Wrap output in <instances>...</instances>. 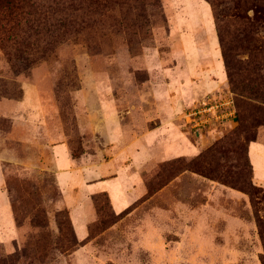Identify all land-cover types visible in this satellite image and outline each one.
I'll return each mask as SVG.
<instances>
[{
  "label": "rangeland",
  "instance_id": "1",
  "mask_svg": "<svg viewBox=\"0 0 264 264\" xmlns=\"http://www.w3.org/2000/svg\"><path fill=\"white\" fill-rule=\"evenodd\" d=\"M219 26L256 94L203 93ZM259 76L264 0H0V264H264Z\"/></svg>",
  "mask_w": 264,
  "mask_h": 264
},
{
  "label": "crops",
  "instance_id": "2",
  "mask_svg": "<svg viewBox=\"0 0 264 264\" xmlns=\"http://www.w3.org/2000/svg\"><path fill=\"white\" fill-rule=\"evenodd\" d=\"M216 31V28H215ZM217 34V31H216ZM218 37V34H217ZM204 44L203 45V49L200 48V54L206 56L207 58H209V63L206 64H200V62H202V60H200L199 55L194 56V58H198V61H195L194 59L189 58L188 61V65L190 68L193 67H203L205 66V68H207V77L210 78L208 80V82L206 84H204V89L202 90L204 94H210L212 92H219L222 88H224V86L228 83V78H227V73H226V69H225V63L223 61L222 58V52H221V47H220V42H219V37H218V45H216L215 39H213V37H208L206 40H204V42H202ZM193 70V69H192ZM203 82V81H202ZM201 82V83H202ZM192 83H194L196 86H194ZM198 81H194L191 78V82H190V90H193L192 92L189 93L190 97H196V95H200L199 90L197 91V89H199L200 84ZM197 87V89H196ZM193 88V89H192ZM197 93V94H196ZM203 94V95H204ZM192 97V98H193ZM186 146V144H185ZM187 147V146H186ZM60 152H63L62 150ZM249 153H250V157H251V161L253 164V168H254V173L257 177V179H259L260 181H264V145L260 144V143H252L250 145V149H249ZM255 154V159H253ZM113 181H99L96 183H92L90 185H86V193L89 195H92L94 193H99L101 191L107 192L109 193V195L113 198L114 200V205H115V209L118 213H120L121 211H123L126 207V205L128 204V200L125 197V191L124 188H121L119 185H113L111 184ZM81 222H85L86 220H84V218L80 219ZM85 234H83V236H81L79 234V239L82 241L85 238Z\"/></svg>",
  "mask_w": 264,
  "mask_h": 264
},
{
  "label": "built area",
  "instance_id": "3",
  "mask_svg": "<svg viewBox=\"0 0 264 264\" xmlns=\"http://www.w3.org/2000/svg\"><path fill=\"white\" fill-rule=\"evenodd\" d=\"M233 103H234V99L232 96H229L228 98H225L224 100H219V101H217V103H213V102L212 103L211 102L205 103L204 102L205 107L204 108H198L197 107L198 110L196 111V114H194V115H198V114L202 115V117H203L201 120L202 125L209 123V121H211V120L218 121V120H221V119L226 118L228 116L233 117L235 111H233V110H230L228 112L222 111L223 108L228 110L229 107H231L233 105ZM221 108H222V110H220ZM208 115H210V116L208 117Z\"/></svg>",
  "mask_w": 264,
  "mask_h": 264
},
{
  "label": "trees",
  "instance_id": "4",
  "mask_svg": "<svg viewBox=\"0 0 264 264\" xmlns=\"http://www.w3.org/2000/svg\"><path fill=\"white\" fill-rule=\"evenodd\" d=\"M217 34L219 37V42H220V46H222L223 49V55H224V59H225V66L227 68V72H228V79H230L231 84L235 87V89L241 93H245V92H249L250 94L254 95L257 92L254 90V88H251L248 84L245 83V81H241L236 79L237 76L240 75L239 71H235L234 67L232 65V61L230 58V54L227 51L226 48V41H225V35L224 32L222 30V27L219 26V29H217ZM256 78H264V76H259ZM264 80L261 79V84H263Z\"/></svg>",
  "mask_w": 264,
  "mask_h": 264
}]
</instances>
